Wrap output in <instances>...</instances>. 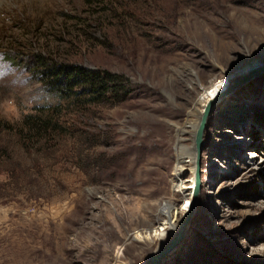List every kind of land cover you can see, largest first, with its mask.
Here are the masks:
<instances>
[{"label": "rangeland", "instance_id": "374dc122", "mask_svg": "<svg viewBox=\"0 0 264 264\" xmlns=\"http://www.w3.org/2000/svg\"><path fill=\"white\" fill-rule=\"evenodd\" d=\"M39 52L124 75L133 96L86 108L85 133L67 122L39 141L26 118L66 106L16 56ZM263 58L264 0H0V264H145L158 241L133 237L169 201L178 231L193 211L161 264H264ZM221 80L211 104L232 90L210 107L187 203L171 184L179 143L194 192L191 113Z\"/></svg>", "mask_w": 264, "mask_h": 264}, {"label": "trees", "instance_id": "16d2710c", "mask_svg": "<svg viewBox=\"0 0 264 264\" xmlns=\"http://www.w3.org/2000/svg\"><path fill=\"white\" fill-rule=\"evenodd\" d=\"M100 30L101 28L96 25L95 32ZM16 56L28 57L25 68L38 78V82L48 94L61 99L66 104L61 110L50 113L46 119H41L40 116L26 118L24 124L28 127V132L34 133L33 137L39 141L44 140L52 144L56 140L55 136L64 133V125L67 122L70 131L85 133L86 108H95L106 103L115 105L133 96L134 85L124 75L107 70H92L77 62L57 60L44 52ZM6 58L14 60L8 56ZM64 110L67 113L62 115ZM7 155V148L0 142V158ZM94 168L99 171L101 165L99 167L94 164Z\"/></svg>", "mask_w": 264, "mask_h": 264}, {"label": "bare ground", "instance_id": "6f19581e", "mask_svg": "<svg viewBox=\"0 0 264 264\" xmlns=\"http://www.w3.org/2000/svg\"><path fill=\"white\" fill-rule=\"evenodd\" d=\"M261 67H264V58L262 60H260V62H258L255 69H258ZM250 69L251 68H249V67L246 68L247 73L250 71ZM253 69H252V71H253ZM225 81H226V79H225ZM222 83H223V80H221L220 83L214 84L211 88L208 89V91H205L204 93H202V95L200 97H198L196 104H195V108H194L193 112L191 113V116L197 117V120L195 122H193V121L190 122V124H191L190 126H193L195 129L199 128L202 121L204 120V118L207 119L208 114H206L203 117L204 112L208 113L211 105L213 106L214 103L218 102L222 97H224V95L226 93H229L232 90V88H231L232 85H231L227 91H225L223 94H221V97H219L213 104H211V100L215 99L217 97L218 93L221 91L220 89H222V87L220 85ZM209 104H211V105L208 107ZM182 141H181V143H179L180 149L178 150V157H177V163H176L177 165H176V169L174 170V174L171 178V184H172V187L174 188V194L176 195V197L183 199L184 202L191 203L194 192H193V190L190 191V190H188V188L184 187L183 175H184V172L186 170L185 169L186 166H189V169L192 166L190 164L189 165L187 164V161L184 157V154L182 153L183 149H184ZM191 161L193 162L194 160H191ZM174 203L170 202V201L166 203V207L169 209V211L162 215L161 220L163 221V223L160 224V226L157 229L155 228V230H153V231L150 230L151 232L147 231L145 236L141 235V233L140 234L138 233L137 236L133 237L134 240L135 239L141 240V241L143 240V241H146L150 244H153V243H155V241L156 242L158 241L159 247L156 250V252L161 247L166 246V244L168 243V241L171 238V236L173 235V233L175 234L179 228L178 225L177 226L174 225V221H175L176 215L178 217V215H180V212H173V214L171 212V209H173L175 207ZM187 210H188V207L182 209L181 214L183 217L186 216ZM156 252H154V253H156Z\"/></svg>", "mask_w": 264, "mask_h": 264}, {"label": "water", "instance_id": "95a60500", "mask_svg": "<svg viewBox=\"0 0 264 264\" xmlns=\"http://www.w3.org/2000/svg\"><path fill=\"white\" fill-rule=\"evenodd\" d=\"M209 113H210V108H209V112L206 114ZM205 127H206V119L204 118L194 138V142L196 145L194 201L197 200L201 188L200 164H201V152L204 146L202 138ZM192 211L190 210V213L187 215V217L182 220L180 230L178 231L177 235L166 246L161 247L156 253L152 254L147 259L145 264H161L162 260H164L167 256L174 253L178 249L181 241L185 237L186 227L190 222Z\"/></svg>", "mask_w": 264, "mask_h": 264}]
</instances>
